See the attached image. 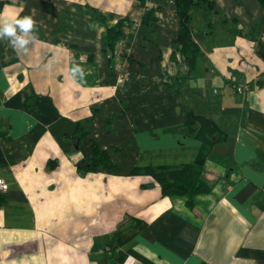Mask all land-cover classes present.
<instances>
[{
	"label": "crops",
	"instance_id": "0c3cea01",
	"mask_svg": "<svg viewBox=\"0 0 264 264\" xmlns=\"http://www.w3.org/2000/svg\"><path fill=\"white\" fill-rule=\"evenodd\" d=\"M263 14L193 9L190 63L173 0H0V25L38 36L26 53L0 39V264H264ZM94 145L111 167L88 168ZM200 151L191 204L130 174Z\"/></svg>",
	"mask_w": 264,
	"mask_h": 264
},
{
	"label": "trees",
	"instance_id": "16d2710c",
	"mask_svg": "<svg viewBox=\"0 0 264 264\" xmlns=\"http://www.w3.org/2000/svg\"><path fill=\"white\" fill-rule=\"evenodd\" d=\"M261 8L264 10V0H257ZM175 4V10L179 19V33L177 37V43L181 45L182 51H184L189 62H192V53L197 49L192 41L191 28H190V15L191 11L199 6L203 8L213 6V0H173ZM124 21L120 19L115 26L106 30V44L109 48H113L116 40L122 34V26ZM260 26L264 32V14L260 18ZM259 55L264 59V49L258 46L257 49ZM258 85H264L263 78L258 79ZM189 120V117H187ZM194 121L200 123V130L202 129L213 133L216 128L210 119L202 116H194ZM193 121V122H194ZM205 138V139H204ZM204 140L208 144L212 143L211 138L204 136ZM206 153L200 151L196 159L191 163H183L179 165H161V166H144L134 168L130 171V174L139 175L144 174L152 177L160 186L161 194L163 196H183L187 198L186 203L191 204V197L197 193L207 192L209 190L208 185L202 178V170L206 160ZM111 167L108 156L105 152H100L97 146H93V155L89 162L88 168L92 166ZM4 198L0 196V202Z\"/></svg>",
	"mask_w": 264,
	"mask_h": 264
},
{
	"label": "clouds",
	"instance_id": "9594fccd",
	"mask_svg": "<svg viewBox=\"0 0 264 264\" xmlns=\"http://www.w3.org/2000/svg\"><path fill=\"white\" fill-rule=\"evenodd\" d=\"M7 38L10 45L21 52L26 53L28 45L35 41L38 36L34 30L31 18L5 20L0 25V39ZM79 71V68H77Z\"/></svg>",
	"mask_w": 264,
	"mask_h": 264
},
{
	"label": "built area",
	"instance_id": "2783aa9c",
	"mask_svg": "<svg viewBox=\"0 0 264 264\" xmlns=\"http://www.w3.org/2000/svg\"><path fill=\"white\" fill-rule=\"evenodd\" d=\"M236 91L238 93H246L249 91L250 87L248 85L247 82H240L236 87H235ZM3 101V96L0 95V102ZM8 188V184L6 181L0 179V192H5Z\"/></svg>",
	"mask_w": 264,
	"mask_h": 264
}]
</instances>
